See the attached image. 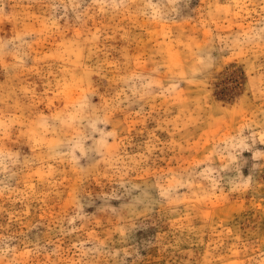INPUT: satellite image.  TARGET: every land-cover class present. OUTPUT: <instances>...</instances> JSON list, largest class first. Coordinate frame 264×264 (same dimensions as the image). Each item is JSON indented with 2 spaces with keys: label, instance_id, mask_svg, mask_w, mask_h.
<instances>
[{
  "label": "rangeland",
  "instance_id": "obj_1",
  "mask_svg": "<svg viewBox=\"0 0 264 264\" xmlns=\"http://www.w3.org/2000/svg\"><path fill=\"white\" fill-rule=\"evenodd\" d=\"M0 264H264V0H0Z\"/></svg>",
  "mask_w": 264,
  "mask_h": 264
}]
</instances>
